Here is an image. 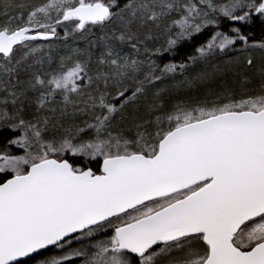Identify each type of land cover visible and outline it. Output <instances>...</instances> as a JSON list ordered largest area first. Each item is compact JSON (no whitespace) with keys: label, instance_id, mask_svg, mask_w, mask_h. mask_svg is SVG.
Masks as SVG:
<instances>
[{"label":"snow or ice","instance_id":"snow-or-ice-1","mask_svg":"<svg viewBox=\"0 0 264 264\" xmlns=\"http://www.w3.org/2000/svg\"><path fill=\"white\" fill-rule=\"evenodd\" d=\"M13 6L2 5L0 23V127L18 133L0 149V264H264V65L254 70L259 95L165 111L161 88L145 101L149 119L113 123L149 87L187 67L123 54L125 45L139 53L140 30L163 28L166 47L152 53L161 54L222 20L264 19V0H44L11 15ZM109 25L94 73L92 53L75 48L55 70L45 68L59 28L67 41ZM255 47L264 43L249 44L231 27L213 31L189 60L211 65L229 50ZM25 103L36 106L31 118ZM80 116L87 118L75 123Z\"/></svg>","mask_w":264,"mask_h":264},{"label":"trees","instance_id":"trees-1","mask_svg":"<svg viewBox=\"0 0 264 264\" xmlns=\"http://www.w3.org/2000/svg\"><path fill=\"white\" fill-rule=\"evenodd\" d=\"M225 0H216L218 3H222ZM44 2V0H0V23H3L7 20V17L2 13L4 8L2 5L4 3L14 5L8 9L11 15H19L21 9L18 5L28 4L36 5ZM126 0H120L121 5L125 3ZM71 29L72 25H68ZM154 26L149 25L148 28L140 30V38L144 40L143 45L146 48L149 47V41L145 39L146 36L150 35L151 30L155 29ZM231 27H240L242 32L249 37V44H261L264 43V19H261L258 15L253 13V18L250 23H241V24H231L227 20H222L218 29L208 28L203 30L199 34H195L193 37L187 40L180 41L172 50L162 52L161 54L153 55V59L157 68H163L165 64L174 63V64H185L187 65L186 69L182 72V76L176 77H164L162 80L157 81L156 84L148 88L147 96L142 97L137 103L129 104L123 111L122 114H117L115 121L113 122L116 127L127 128L134 123H139L142 120L149 119L148 114L145 111V101H151L153 92L156 89H167L164 92L162 99L165 102V111L170 110L171 107L175 104H183L188 106H196L200 104H207L211 106L216 102L224 103L227 102V98L231 96L232 98L235 95L241 94L245 96L253 95L254 92H260L261 80L258 75H254V70L259 68L261 65H264V52L255 50L252 53L247 55H240L236 57L223 58L218 55L212 60L211 65H205L202 61L192 63L189 60V57L196 55V48L201 44L205 43L211 36L213 31H224L229 32ZM153 28V29H151ZM163 30L162 28H160ZM112 26H106L101 28L99 26L91 27L89 31H86L83 34V38L80 34H77L73 37L64 41L62 38L64 36V28L61 27L58 29L59 36L61 39L54 40L55 45L54 50L51 55L53 57V63L49 68L47 62L45 63V68L49 71L55 70L59 65V59L61 56H67L70 54V50L80 49L81 51H90L92 53L91 60V70L94 73L97 70L96 59L99 57L101 51H103V43L100 40L101 36L110 35ZM160 33L156 30L153 31V35H159ZM241 45V44H237ZM236 45V46H237ZM139 50L141 51L140 45H138ZM131 49L130 45L123 46V49ZM47 52V49H45ZM41 53L40 55H43ZM19 55V53L17 54ZM140 55V54H139ZM141 56V55H140ZM239 57V63H233L229 65L228 61H236ZM253 60L252 68L246 66V61L248 58ZM82 60L88 59L87 55L80 57ZM213 66H218V71L214 72L210 79L200 82L195 81L191 86L176 87L177 82L187 80H193L198 73H200L205 68H211ZM179 70V68H178ZM248 78L249 82H246L245 78ZM27 77L24 74L20 75V80L23 81ZM16 80H12V84L15 85L16 89L19 90L23 87V84H16ZM239 96H242V95ZM130 95V93H129ZM53 107H60L59 104H55ZM24 107V116L29 118L36 111V106L34 103H25ZM59 109V108H58ZM9 111H13L11 105H9ZM50 113H41V115ZM58 114V113H57ZM78 118V117H77ZM76 118V120H78ZM71 117L68 118L66 122H70ZM75 120V122H76ZM18 133L12 132L6 127H0V149H3L7 145V141L14 138ZM10 150L14 154H19L20 150H17L14 146L10 147ZM88 166L92 167L93 170L98 169V164L96 162H91ZM45 255H51V252H45Z\"/></svg>","mask_w":264,"mask_h":264},{"label":"rangeland","instance_id":"rangeland-1","mask_svg":"<svg viewBox=\"0 0 264 264\" xmlns=\"http://www.w3.org/2000/svg\"><path fill=\"white\" fill-rule=\"evenodd\" d=\"M224 2H226V0L224 1ZM223 3V2H222ZM153 28H155V27H153ZM153 28H151V29H153ZM163 29V28H162ZM154 30H156V31H158L160 34L159 35H156L157 37H155L154 35H153V31ZM173 35H174V33H173ZM149 36V35H148ZM150 37L151 38H149V39H146L147 41H149V42H151V43H149V47H151V48H147L148 50H149V52L148 53H145V48L146 47H144L143 45L141 46V44H140V48H141V51L139 50V53H136L134 50H129V49H123V54H131V55H133V56H137V58H139V59H141V60H146V59H148L149 58V56L151 57V59L152 60H154L153 59V52H154V50L155 49H157V48H161V49H163L164 47H166V40H167V38H168V34H166L163 30H161V29H157V28H155V29H153V30H151V32H150ZM144 44V43H143ZM256 45H259V44H256ZM243 46L242 45H237L236 46V49H241ZM255 50H259L260 52H264V49H261V48H259V47H255V48H249L247 51H244V52H241V51H232V50H229V53H228V55H223V54H221V56L220 57H222L223 56V58H231V57H236V56H240V55H247V54H249V53H252L253 51H255ZM141 56H140V55ZM154 55H156V54H154ZM157 75H159V72H157ZM176 76H182V72L180 71V69L178 70L177 69V72L175 73V75L174 76H172V75H169V76H166V77H169V78H172V77H176ZM16 82V81H15ZM17 84V83H16ZM240 94H241V92H240ZM240 94H238V95H235L233 98L234 99H237V100H239V99H243V98H246L247 97V94L245 95V96H243L242 94V96H239ZM260 94V92H254V94L253 95H251V96H255V95H259ZM250 96V95H249ZM57 104H59V103H57ZM35 105V104H34ZM200 105H204V104H200ZM53 106H56V105H53ZM59 106H60V104H59ZM57 108H59V107H57ZM29 118H31V117H29ZM87 117H84V116H80V117H78L77 119L78 120H76V122L75 123H78V124H81L82 122H83V120L84 119H86ZM70 122H73L72 120H70ZM70 122H67V123H70ZM18 135V134H17ZM15 147V146H14ZM16 148V147H15ZM19 154H22V150H20V153ZM52 253V252H51ZM52 255V254H51ZM76 264H79V261H77L76 262Z\"/></svg>","mask_w":264,"mask_h":264},{"label":"flooded vegetation","instance_id":"flooded-vegetation-1","mask_svg":"<svg viewBox=\"0 0 264 264\" xmlns=\"http://www.w3.org/2000/svg\"><path fill=\"white\" fill-rule=\"evenodd\" d=\"M75 246V245H74Z\"/></svg>","mask_w":264,"mask_h":264}]
</instances>
